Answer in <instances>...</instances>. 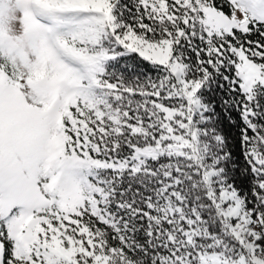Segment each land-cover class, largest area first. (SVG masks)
Listing matches in <instances>:
<instances>
[{"label": "snow or ice", "instance_id": "6c2138e0", "mask_svg": "<svg viewBox=\"0 0 264 264\" xmlns=\"http://www.w3.org/2000/svg\"><path fill=\"white\" fill-rule=\"evenodd\" d=\"M0 264H264V0H0Z\"/></svg>", "mask_w": 264, "mask_h": 264}]
</instances>
